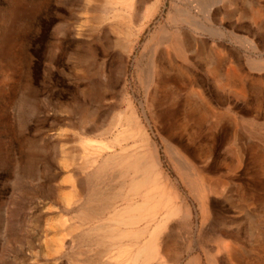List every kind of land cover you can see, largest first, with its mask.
Segmentation results:
<instances>
[{
    "label": "rangeland",
    "instance_id": "rangeland-1",
    "mask_svg": "<svg viewBox=\"0 0 264 264\" xmlns=\"http://www.w3.org/2000/svg\"><path fill=\"white\" fill-rule=\"evenodd\" d=\"M185 262L264 264V0H0V264Z\"/></svg>",
    "mask_w": 264,
    "mask_h": 264
},
{
    "label": "bare ground",
    "instance_id": "bare-ground-1",
    "mask_svg": "<svg viewBox=\"0 0 264 264\" xmlns=\"http://www.w3.org/2000/svg\"><path fill=\"white\" fill-rule=\"evenodd\" d=\"M132 42V41H131ZM128 43V42H127ZM132 49V44H129V46L126 49V53H129Z\"/></svg>",
    "mask_w": 264,
    "mask_h": 264
},
{
    "label": "crops",
    "instance_id": "crops-1",
    "mask_svg": "<svg viewBox=\"0 0 264 264\" xmlns=\"http://www.w3.org/2000/svg\"><path fill=\"white\" fill-rule=\"evenodd\" d=\"M121 209H122V208H121ZM180 224H181V223H180ZM189 259H190V258H189ZM189 259H188V260H189ZM188 260H187V261H188ZM187 261H186V262H187ZM186 262H185V264H186Z\"/></svg>",
    "mask_w": 264,
    "mask_h": 264
}]
</instances>
